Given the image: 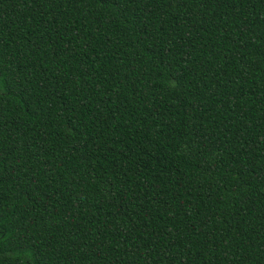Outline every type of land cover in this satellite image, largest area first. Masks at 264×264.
<instances>
[{
  "label": "trees",
  "instance_id": "trees-1",
  "mask_svg": "<svg viewBox=\"0 0 264 264\" xmlns=\"http://www.w3.org/2000/svg\"><path fill=\"white\" fill-rule=\"evenodd\" d=\"M0 264H264V0H0Z\"/></svg>",
  "mask_w": 264,
  "mask_h": 264
}]
</instances>
